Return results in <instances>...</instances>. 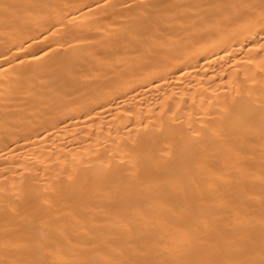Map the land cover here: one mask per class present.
<instances>
[{"label":"bare ground","instance_id":"bare-ground-1","mask_svg":"<svg viewBox=\"0 0 264 264\" xmlns=\"http://www.w3.org/2000/svg\"><path fill=\"white\" fill-rule=\"evenodd\" d=\"M0 264H264V0H0Z\"/></svg>","mask_w":264,"mask_h":264}]
</instances>
